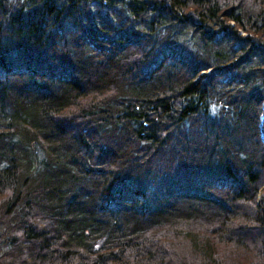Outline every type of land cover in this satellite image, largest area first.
<instances>
[{
    "label": "trees",
    "instance_id": "16d2710c",
    "mask_svg": "<svg viewBox=\"0 0 264 264\" xmlns=\"http://www.w3.org/2000/svg\"><path fill=\"white\" fill-rule=\"evenodd\" d=\"M264 0H0V264H264Z\"/></svg>",
    "mask_w": 264,
    "mask_h": 264
},
{
    "label": "rangeland",
    "instance_id": "374dc122",
    "mask_svg": "<svg viewBox=\"0 0 264 264\" xmlns=\"http://www.w3.org/2000/svg\"><path fill=\"white\" fill-rule=\"evenodd\" d=\"M262 124H263V126H262ZM260 125L262 126V131H263V135H264V113H263V115L261 116V123H260Z\"/></svg>",
    "mask_w": 264,
    "mask_h": 264
}]
</instances>
